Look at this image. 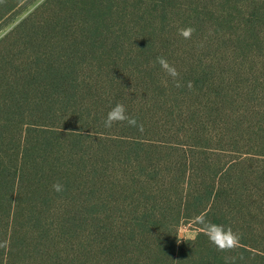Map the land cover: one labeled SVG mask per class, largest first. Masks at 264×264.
Masks as SVG:
<instances>
[{
    "label": "trees",
    "instance_id": "1",
    "mask_svg": "<svg viewBox=\"0 0 264 264\" xmlns=\"http://www.w3.org/2000/svg\"><path fill=\"white\" fill-rule=\"evenodd\" d=\"M0 264H264V0H44L1 37Z\"/></svg>",
    "mask_w": 264,
    "mask_h": 264
},
{
    "label": "clouds",
    "instance_id": "2",
    "mask_svg": "<svg viewBox=\"0 0 264 264\" xmlns=\"http://www.w3.org/2000/svg\"><path fill=\"white\" fill-rule=\"evenodd\" d=\"M194 31V28L186 27L179 29V34L185 39H190ZM156 63H158L161 66V69L174 80L179 76L175 67L171 66L165 57H157ZM176 86L179 87L180 84L177 83ZM104 123L106 128H111L114 125H122L124 123H127L130 126H136L137 124L135 118L128 115L127 109L120 103H117L110 109ZM52 188L58 193L64 190L63 185L59 182L53 184ZM207 234L209 235L210 242L220 251H230L239 247V236L233 233L230 229L225 230L223 226L209 224ZM179 239L183 241L184 238L183 236H180Z\"/></svg>",
    "mask_w": 264,
    "mask_h": 264
},
{
    "label": "rangeland",
    "instance_id": "3",
    "mask_svg": "<svg viewBox=\"0 0 264 264\" xmlns=\"http://www.w3.org/2000/svg\"><path fill=\"white\" fill-rule=\"evenodd\" d=\"M43 1L44 0H27L25 3H23L20 12H17L12 17H10V19L0 27V38L3 37L9 30H11L16 24H18L26 15L32 12ZM254 38L255 36L253 38H248V39L252 40ZM238 46H240V48H242V50L246 54H242L241 51H237L235 52V54H231V55H236L238 57L236 60L235 67L248 66L249 65L248 61L250 59H254L255 61L256 58L253 52L249 50V48H251L252 45H247V41H241L238 43ZM232 52L233 51H230L229 53H232ZM254 73L255 72H252V75ZM254 78L255 76L253 77V79ZM249 80L251 81V78H249ZM197 233H198L197 223L194 221H191L186 224H183L179 228L178 237L183 236L184 239H194Z\"/></svg>",
    "mask_w": 264,
    "mask_h": 264
}]
</instances>
